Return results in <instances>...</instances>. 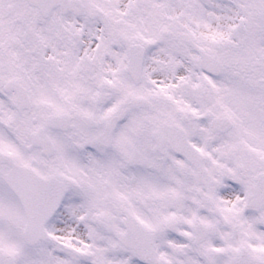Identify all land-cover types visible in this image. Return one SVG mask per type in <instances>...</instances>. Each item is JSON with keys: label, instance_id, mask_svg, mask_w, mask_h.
Returning <instances> with one entry per match:
<instances>
[{"label": "snow or ice", "instance_id": "1", "mask_svg": "<svg viewBox=\"0 0 264 264\" xmlns=\"http://www.w3.org/2000/svg\"><path fill=\"white\" fill-rule=\"evenodd\" d=\"M0 264H264V0H0Z\"/></svg>", "mask_w": 264, "mask_h": 264}]
</instances>
